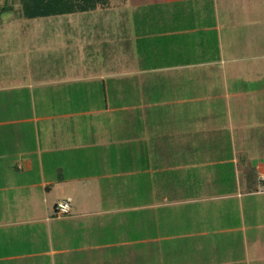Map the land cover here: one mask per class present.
<instances>
[{
  "label": "crops",
  "instance_id": "crops-1",
  "mask_svg": "<svg viewBox=\"0 0 264 264\" xmlns=\"http://www.w3.org/2000/svg\"><path fill=\"white\" fill-rule=\"evenodd\" d=\"M261 61L264 0H110L0 26V264H135L132 242L103 241L126 153L178 193L152 189L146 210L178 208L192 264H264L248 192L264 172Z\"/></svg>",
  "mask_w": 264,
  "mask_h": 264
},
{
  "label": "rangeland",
  "instance_id": "rangeland-1",
  "mask_svg": "<svg viewBox=\"0 0 264 264\" xmlns=\"http://www.w3.org/2000/svg\"><path fill=\"white\" fill-rule=\"evenodd\" d=\"M6 5H9V8L14 7L15 10L12 12L7 11L6 13H3L0 21V26H4L7 22H10L22 16L20 0H0V7H5ZM5 29L6 27L2 30V32L5 31ZM253 68L258 69L259 71L261 70V73L250 75L251 77H263L261 82L259 81L252 84L251 89H256L257 86H260L262 83H264V74H262L264 73V61L253 65ZM251 82L253 83L254 81ZM250 83L248 82V86H250ZM257 95L258 94L256 93L252 96L255 97ZM261 97H264V95L262 94ZM249 102L251 101L249 100ZM262 125L263 127L257 130L258 132H262V130L264 131V124L261 123V126ZM122 148L123 151L130 149L128 147V144L125 145V147L122 146ZM122 157V160H120V169H118V166L115 165L117 170L121 172V177L119 179L116 178L115 180L116 190L119 191V194L117 196L118 200L113 203L114 207L120 208L121 213L111 216V219H107L109 218V216L105 218V220H108V224L105 227L103 241L108 242L111 238L118 236L120 237V241L128 240L132 242V246H130L132 250L130 251V253L131 258H133V260L135 261V264H146L147 255H149L151 252H153L152 264H192L193 257L191 253L193 251L191 249V251H185L182 249L184 247H189L190 243L187 244L186 242L184 244L183 241L181 242V240L178 238V234L181 230L180 228L182 225V223L178 220V208H166L164 210H155L153 212L146 210V205L153 200L151 195L152 189L155 188V196L157 194V196L162 195L163 193H167L171 196L178 193H172L170 191H160L159 193L157 188L152 186L151 184V178L154 179L155 176V174L152 173L154 172L152 169L150 171L143 170L141 168V165L138 163V169H133V167H131L132 164L130 162V155L126 153L123 154ZM155 182L156 181L154 179L153 183ZM119 185L121 187L117 189V186ZM255 190L256 187L255 189H251V191L248 192H254ZM253 200L257 201L258 203H263L264 194H255ZM259 217L264 220L263 214L259 215ZM224 220L235 225L236 221H238L239 219L234 213L233 217L230 220ZM152 236H154V238H156L157 240H155V242L153 243H147L146 239L151 238ZM159 236L166 238L159 239ZM183 244L185 246H182ZM192 246L193 245L191 243L190 247ZM124 249V246L119 249L122 257H124L125 253H129V251H126ZM108 251L109 250H107L106 253H108ZM235 251L236 256H241L244 253L243 250ZM221 253H219V260L225 259V257ZM250 253V260H252L253 264H257V255H253L252 251H250ZM115 255L117 256L116 253ZM241 258H243V261H241L242 264L248 263V261L246 260L247 258L244 257V255ZM148 264H150L149 261Z\"/></svg>",
  "mask_w": 264,
  "mask_h": 264
},
{
  "label": "trees",
  "instance_id": "trees-1",
  "mask_svg": "<svg viewBox=\"0 0 264 264\" xmlns=\"http://www.w3.org/2000/svg\"><path fill=\"white\" fill-rule=\"evenodd\" d=\"M110 0H20L21 15L25 18L55 16L94 10L107 6ZM14 7H0V21L3 13L14 11Z\"/></svg>",
  "mask_w": 264,
  "mask_h": 264
},
{
  "label": "built area",
  "instance_id": "built-area-1",
  "mask_svg": "<svg viewBox=\"0 0 264 264\" xmlns=\"http://www.w3.org/2000/svg\"><path fill=\"white\" fill-rule=\"evenodd\" d=\"M256 193L264 194V172L258 175V186ZM71 208L72 205L70 199L60 201L55 207V214L57 217L68 215L71 212Z\"/></svg>",
  "mask_w": 264,
  "mask_h": 264
}]
</instances>
